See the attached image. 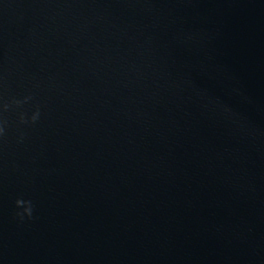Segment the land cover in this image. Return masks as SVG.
Here are the masks:
<instances>
[{
	"label": "water",
	"instance_id": "95a60500",
	"mask_svg": "<svg viewBox=\"0 0 264 264\" xmlns=\"http://www.w3.org/2000/svg\"><path fill=\"white\" fill-rule=\"evenodd\" d=\"M0 126V264H264V0H0Z\"/></svg>",
	"mask_w": 264,
	"mask_h": 264
},
{
	"label": "clouds",
	"instance_id": "9594fccd",
	"mask_svg": "<svg viewBox=\"0 0 264 264\" xmlns=\"http://www.w3.org/2000/svg\"><path fill=\"white\" fill-rule=\"evenodd\" d=\"M35 119H36V116L33 115L32 120L35 121ZM3 133H4V128L2 126H0V136H2ZM22 203H24V202H22L20 200H17L16 201L17 207H20ZM17 215H20L21 219H23L24 216H27V217L31 218V215H32L31 206L25 203L24 212L22 214L18 213Z\"/></svg>",
	"mask_w": 264,
	"mask_h": 264
}]
</instances>
